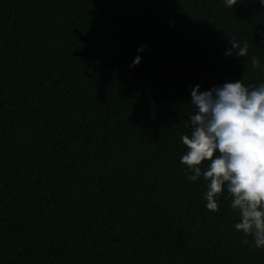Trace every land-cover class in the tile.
I'll return each instance as SVG.
<instances>
[{"label":"trees","instance_id":"1","mask_svg":"<svg viewBox=\"0 0 264 264\" xmlns=\"http://www.w3.org/2000/svg\"><path fill=\"white\" fill-rule=\"evenodd\" d=\"M237 80L260 0H0V264H264L180 163L191 89Z\"/></svg>","mask_w":264,"mask_h":264},{"label":"clouds","instance_id":"2","mask_svg":"<svg viewBox=\"0 0 264 264\" xmlns=\"http://www.w3.org/2000/svg\"><path fill=\"white\" fill-rule=\"evenodd\" d=\"M239 0H225L233 8ZM264 5V0H260ZM225 56L246 57L249 45H241L234 37ZM142 45L138 51H143ZM140 63L134 59L130 67ZM253 68L259 60L251 57ZM200 86L191 89V104L195 114L189 116L190 135H182L186 153L180 163L195 181L201 176L207 181L204 195L209 211L219 210L217 200L225 186L231 198V208L237 210L240 222L237 232L251 236L257 248H264V83L258 87L244 86L241 80L227 82L203 93ZM202 162L207 168L202 171ZM249 241L245 239L243 243Z\"/></svg>","mask_w":264,"mask_h":264}]
</instances>
